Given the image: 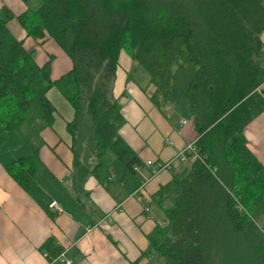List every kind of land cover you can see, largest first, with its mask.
Segmentation results:
<instances>
[{"label": "trees", "instance_id": "obj_1", "mask_svg": "<svg viewBox=\"0 0 264 264\" xmlns=\"http://www.w3.org/2000/svg\"><path fill=\"white\" fill-rule=\"evenodd\" d=\"M19 1L24 11L3 9L0 18V143L12 137L27 151L5 166L10 179L27 193L34 186L41 132L58 115L51 89L71 109L65 129L75 181L105 152L135 175L141 164L118 134L124 95L112 94L120 57L132 63L128 77L135 67L145 71L157 108L180 72L198 159L180 163L153 197L164 223L131 264H264V169L242 137L264 110L263 1ZM13 19L24 38L53 41L71 68L51 80L48 64L37 65L7 29ZM41 251L50 260L62 249L48 238Z\"/></svg>", "mask_w": 264, "mask_h": 264}, {"label": "crops", "instance_id": "obj_2", "mask_svg": "<svg viewBox=\"0 0 264 264\" xmlns=\"http://www.w3.org/2000/svg\"><path fill=\"white\" fill-rule=\"evenodd\" d=\"M3 9L17 15L25 7L19 0H0V13ZM15 24L13 19L6 23V27L13 37L23 39L22 45L26 51H33L32 57L37 65L48 64L51 80L57 79L70 69H67L69 59H65L64 69L67 70L56 76L51 71L55 56L48 51L49 45L54 42L24 38V32ZM260 39L263 44L261 55L264 58V30ZM57 48L66 56L58 46ZM125 58L120 57L121 68H118L123 73L122 81L130 78L125 71L132 68L130 60ZM52 90L46 96L58 115L51 129L41 132L44 145L37 154L34 186L29 193L16 185L5 171L7 164L27 154L26 149L19 146L12 137L7 142L0 143V264H47L41 247L48 238L62 249L65 259L71 264H131L146 250L147 245L144 246L145 249L139 247H142L153 226L164 223L162 215L161 218L157 215L159 208L153 197L160 187L167 184L171 173L166 182L157 188L151 186L147 190L148 184L163 173L162 171L173 169L171 161L181 165L176 160L177 154L196 138L188 101L182 114H176L173 108L167 106L168 102L157 108L149 101L153 87L148 84V102L167 123L164 127L165 134L161 130V138L150 140L152 148H147L145 141L138 144L140 137L136 133L130 135L124 129L125 119L118 134L136 153L141 164L135 170V175L126 173L114 159L110 161V167L103 169L101 162L97 166L95 160H91L89 173L80 183L74 179L70 139L65 129V122L71 118V109ZM119 91L113 84L112 94L120 95ZM121 114L124 117V113ZM184 117H187L186 120ZM151 121L155 127L161 126L154 113ZM181 121H185V124L182 125ZM242 137L250 154L264 169V110L242 128ZM153 155L154 158H151ZM147 161L151 165L168 163L170 167L154 173L152 166L145 165ZM106 165L108 163L103 166ZM108 169L112 171H102ZM50 201L57 202L63 212L54 214L47 210L46 206ZM153 219V224H149V220ZM143 226L145 231L149 226L152 228L144 234Z\"/></svg>", "mask_w": 264, "mask_h": 264}, {"label": "rangeland", "instance_id": "obj_3", "mask_svg": "<svg viewBox=\"0 0 264 264\" xmlns=\"http://www.w3.org/2000/svg\"><path fill=\"white\" fill-rule=\"evenodd\" d=\"M0 18H2L1 13H0ZM15 25L16 27H20L18 24H15ZM48 51L50 54L55 56V60L52 62V65H51V71L57 74L56 76H58V74L60 73L65 72L67 69L71 68L70 60H68L66 56H63L61 54L60 50L57 48V46L54 43L49 45ZM65 59L68 60L67 69H64ZM123 60L124 58H122V61ZM121 73L122 72L119 69L115 72L114 87H116V90H120L119 93L121 92L124 95V98L121 101V104H122L121 112L124 113V117H125V118L123 117L124 120L126 119L124 129H127L130 135H133L134 133H136L140 137V139L138 140V144H142V142L145 141L147 148H152V145L150 144V140L155 139L156 137L161 138L162 136L161 130L165 134L164 127L167 125V123L163 120V117H161V114H159L158 111L148 102V98L146 96L148 76L145 73V71L140 67H135V69L132 71L130 75V78H128L126 81L124 79L122 81ZM175 80H176V86L173 92L171 93L167 106L173 108L176 114L177 113L182 114L183 110L186 109V103H187V100L182 93V90L185 87L187 79L182 73L176 72ZM52 91H54L56 95V90L53 89ZM164 105L166 104H163V106ZM154 109L157 112L154 111ZM137 111L139 112L138 114H137ZM160 111H162V109H160ZM153 113L157 115L160 125H161L160 127H155L154 125H152L151 120H152ZM187 116L189 115L187 114ZM186 118L187 117H184L183 119L186 120ZM125 139L128 140V137H125ZM151 158H154V155ZM113 159L114 158L110 155L109 152H105L101 156V160H100L102 169L103 167H107V168L110 167V161L112 162ZM105 163H108V165L103 166ZM182 166H183L182 164L181 165L177 163L173 164V161H171V167L173 169H171L170 171H162L163 173L157 176V178L152 183L148 184L147 190H150L151 186H154V188H157L158 186L164 184L166 180L169 178V173H175V172L180 171ZM109 170L110 169L102 170V171L107 172ZM111 171L112 170H110V172ZM157 215L158 217L161 218V213L159 212V210L157 212ZM135 220L133 221L134 223H136ZM153 221L154 219L149 220V224L151 223L153 224ZM151 226L148 227L147 231H145V226H143L142 227L143 233L145 234L149 232V230L152 228ZM146 245H147L146 240L144 239V243L142 244V247L140 246L139 248L145 249Z\"/></svg>", "mask_w": 264, "mask_h": 264}, {"label": "built area", "instance_id": "obj_4", "mask_svg": "<svg viewBox=\"0 0 264 264\" xmlns=\"http://www.w3.org/2000/svg\"><path fill=\"white\" fill-rule=\"evenodd\" d=\"M181 124L182 125L185 124V121H181ZM186 159H189V161H191V162L198 159L197 154H196V150L194 147V141L188 143L184 147V149L180 153H178L176 156V160L182 164L186 162ZM145 165L148 167L152 166V171L154 173H157V172L161 171L162 169H168L170 166L168 163L167 164H156V165L153 164V165H151V162H148V161L145 163ZM46 207H47V210L53 212L54 214H61L63 212L60 205L55 201H50ZM43 257L45 259H47V255L45 253H43ZM47 264H71V263L67 259H65L63 252H61L54 259L47 260Z\"/></svg>", "mask_w": 264, "mask_h": 264}]
</instances>
